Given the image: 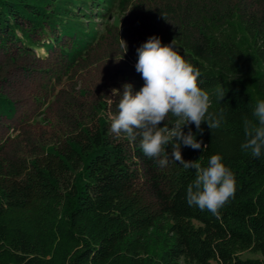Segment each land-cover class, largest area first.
Segmentation results:
<instances>
[{
    "label": "trees",
    "instance_id": "16d2710c",
    "mask_svg": "<svg viewBox=\"0 0 264 264\" xmlns=\"http://www.w3.org/2000/svg\"><path fill=\"white\" fill-rule=\"evenodd\" d=\"M151 36L175 39L225 117L185 126L202 146L181 145L185 161L219 154L234 174L216 214L187 203L194 169L160 167L139 135L110 131L113 89L143 86ZM259 100L264 0H0V264H264V150H241Z\"/></svg>",
    "mask_w": 264,
    "mask_h": 264
},
{
    "label": "clouds",
    "instance_id": "9594fccd",
    "mask_svg": "<svg viewBox=\"0 0 264 264\" xmlns=\"http://www.w3.org/2000/svg\"><path fill=\"white\" fill-rule=\"evenodd\" d=\"M123 43L126 52L127 45ZM137 54L135 69L144 84L135 93L130 83L123 85L122 93L113 89L121 98L116 114L111 117V133L117 137L124 134L131 141L139 135L143 154L160 167H166L171 156L185 169H194L196 178L186 191L188 205L218 213L235 194L234 174L219 154L212 155L206 167H202L199 159L185 161L181 145L200 149L202 141L196 139L190 128L185 134L184 127L195 124L202 134L201 124L206 122L211 131L219 129L225 119L223 113L209 112L210 96L200 87V72L176 49L175 39L170 44H162L158 36H151L137 49ZM226 91L222 85L217 86L218 101L224 98ZM169 116L174 119L160 127ZM253 116L255 123L244 117L246 140L241 150H250L251 155L258 158L264 150V100L257 101ZM169 145L171 153L166 150Z\"/></svg>",
    "mask_w": 264,
    "mask_h": 264
},
{
    "label": "rangeland",
    "instance_id": "374dc122",
    "mask_svg": "<svg viewBox=\"0 0 264 264\" xmlns=\"http://www.w3.org/2000/svg\"><path fill=\"white\" fill-rule=\"evenodd\" d=\"M244 257H253V256H251V255H250V256H247V255H246V256H244Z\"/></svg>",
    "mask_w": 264,
    "mask_h": 264
}]
</instances>
